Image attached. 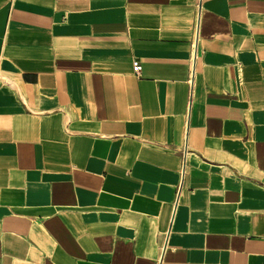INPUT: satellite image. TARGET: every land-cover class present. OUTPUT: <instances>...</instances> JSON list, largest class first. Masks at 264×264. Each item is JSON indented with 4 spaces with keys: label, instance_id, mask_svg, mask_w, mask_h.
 I'll list each match as a JSON object with an SVG mask.
<instances>
[{
    "label": "crops",
    "instance_id": "1",
    "mask_svg": "<svg viewBox=\"0 0 264 264\" xmlns=\"http://www.w3.org/2000/svg\"><path fill=\"white\" fill-rule=\"evenodd\" d=\"M0 264H264V0H0Z\"/></svg>",
    "mask_w": 264,
    "mask_h": 264
},
{
    "label": "built area",
    "instance_id": "2",
    "mask_svg": "<svg viewBox=\"0 0 264 264\" xmlns=\"http://www.w3.org/2000/svg\"><path fill=\"white\" fill-rule=\"evenodd\" d=\"M141 69H142V67H141L140 62H139L138 60H135V61L133 62V71H134V73H135L136 75H140V73H141Z\"/></svg>",
    "mask_w": 264,
    "mask_h": 264
}]
</instances>
